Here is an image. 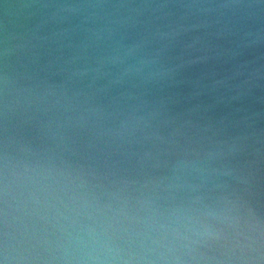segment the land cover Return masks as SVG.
I'll return each mask as SVG.
<instances>
[{
  "label": "water",
  "instance_id": "water-1",
  "mask_svg": "<svg viewBox=\"0 0 264 264\" xmlns=\"http://www.w3.org/2000/svg\"><path fill=\"white\" fill-rule=\"evenodd\" d=\"M0 264H264V0H0Z\"/></svg>",
  "mask_w": 264,
  "mask_h": 264
}]
</instances>
